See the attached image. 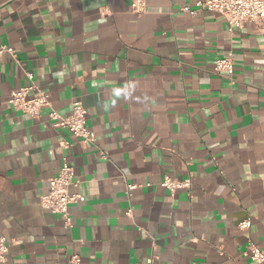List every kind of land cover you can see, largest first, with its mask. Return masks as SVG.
<instances>
[{
	"label": "crops",
	"instance_id": "obj_1",
	"mask_svg": "<svg viewBox=\"0 0 264 264\" xmlns=\"http://www.w3.org/2000/svg\"><path fill=\"white\" fill-rule=\"evenodd\" d=\"M196 1L146 0L137 16L131 0H0V43L16 52L0 57L8 264H257L246 246L264 250V30L182 11ZM229 54L232 73H215ZM26 71L59 112L80 101L95 144L47 108L32 118L8 104ZM63 158L83 196L70 225L40 204ZM165 176L191 183L172 193Z\"/></svg>",
	"mask_w": 264,
	"mask_h": 264
},
{
	"label": "built area",
	"instance_id": "obj_2",
	"mask_svg": "<svg viewBox=\"0 0 264 264\" xmlns=\"http://www.w3.org/2000/svg\"><path fill=\"white\" fill-rule=\"evenodd\" d=\"M132 12L139 16L146 12V0H131ZM201 10H211L221 14L225 20L227 29L232 32L236 28H242L245 23H253L264 30V0H198L194 6L186 5L182 11L195 15ZM9 54L15 57V50L7 45L0 43V57L3 54ZM233 59L229 54L227 57L218 58L214 64V72L217 74H231L233 71ZM27 84L14 89L10 92L7 99L8 104L15 110H19L32 118L41 115L44 108H47V116L53 126L62 127L68 130L76 139L90 144H95L96 136L94 131L86 125V109L79 100L74 99L71 102L70 110L61 113L56 110L49 99L47 92L38 88L34 82L33 74L25 72ZM34 91L33 94L30 92ZM64 147L68 142H62ZM101 155H105L101 152ZM190 179L177 180L165 176L161 185L170 192H175L178 188L190 186ZM78 182L74 180L73 166L63 158L62 164L57 174L49 179L48 192L41 196L40 204L51 213L59 214L65 225H70L72 218L69 214V205L78 202L83 198L79 192H71L70 188L77 186ZM138 184L128 183L126 185L128 193L135 189ZM251 224L250 219L240 222L241 229H247ZM9 245L4 236H0V263H7V253ZM247 254L250 259L257 264H264V250L256 243L248 241ZM151 259L147 263H151ZM78 254L69 256V264H80Z\"/></svg>",
	"mask_w": 264,
	"mask_h": 264
}]
</instances>
